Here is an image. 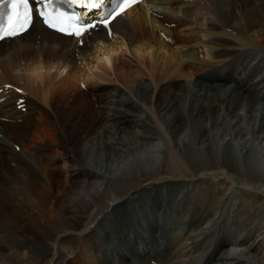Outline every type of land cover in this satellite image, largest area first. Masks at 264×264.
I'll use <instances>...</instances> for the list:
<instances>
[{"label": "bare ground", "instance_id": "bare-ground-1", "mask_svg": "<svg viewBox=\"0 0 264 264\" xmlns=\"http://www.w3.org/2000/svg\"><path fill=\"white\" fill-rule=\"evenodd\" d=\"M112 29L109 35L96 25L81 36H68L34 20L26 32L0 41V86L25 90L13 96V104L11 95L0 103V133L8 140L2 144L0 139V264H104L102 246L112 243L101 240L98 225L100 220L119 225L115 207L131 206L137 215L147 207L152 213L147 216L162 223L167 220L163 208L154 209L152 197L176 185L178 194L187 190L185 198L193 200L198 182L210 174H224L235 186L229 187L233 197L258 189L264 193V102L258 98L264 93V0H144L116 16ZM237 53L243 61L235 65L230 81L216 83L208 95L193 92L200 78L223 79L216 77ZM253 66L257 69L251 75ZM67 82L88 94L90 103L85 93L68 92ZM234 83L245 90L231 88L227 99L215 97L216 89ZM20 96H25L23 112L16 106ZM84 105L90 125L105 124L98 131L76 120ZM121 118L131 126L149 125L138 131L115 127L112 123ZM72 119L74 132L85 138L72 139L74 132L67 129ZM189 144L197 154L195 165L185 155ZM14 145L21 153L12 150ZM226 146L234 158L224 155ZM241 155L258 157L259 179L254 176L258 170L245 172L237 159ZM95 156L103 162L94 163ZM143 157V167L132 172L128 161ZM200 198L205 209L189 198L192 214L181 208V221L165 223L170 247L161 263L201 264L214 248L209 264H264V240L258 241L264 213L254 224L257 233L247 226V237L242 230L232 235L234 226L228 225L231 234L213 247L216 228L228 224L230 202ZM126 228L119 230L130 239L140 230L138 238H149L143 225ZM158 230L154 235L162 240ZM10 236L19 248L12 247ZM142 245L139 255L147 253ZM151 254L145 261L127 254L115 261L154 264L157 253Z\"/></svg>", "mask_w": 264, "mask_h": 264}, {"label": "rangeland", "instance_id": "rangeland-1", "mask_svg": "<svg viewBox=\"0 0 264 264\" xmlns=\"http://www.w3.org/2000/svg\"><path fill=\"white\" fill-rule=\"evenodd\" d=\"M226 1V0H225ZM229 1H231V0H229ZM226 3V2H225ZM227 4V3H226ZM228 8H230V6H228ZM170 25L171 26H175L174 25V22H170ZM243 49V48H242ZM244 50V49H243ZM236 55V56H235ZM233 57H232V59H231V62H233V64L230 62L229 64V66H226V68H224L223 69V71L222 72H220L219 73V76L217 75V77L216 78H218V77H220V76H222V77H224L223 79L221 78V80L219 79V80H216L215 81V83H213V81L212 80H210L209 78H200V79H198L197 80V82H196V84L192 87V90H193V92L195 91H201V92H206L207 93V95H208V90H209V88L210 87H215V84L216 83H218V84H222L223 83V80H225V79H228V81H230L231 79H229V77H230V75L233 73V71H235V65H237L238 63H242V61H243V59H241V61H240V59H238V57L237 56H242V54H235ZM235 57V58H234ZM240 61H238V60ZM93 62V67H97V65H96V63H97V59H93L92 60ZM235 61H236V63H235ZM238 62V63H237ZM232 64V65H231ZM92 65V64H91ZM99 65V64H98ZM246 65V64H245ZM240 68H241V66H240ZM97 69H98V67H97ZM253 69H254V71L252 70H250L249 72H250V74L252 75L253 74V72L255 73V71H256V69H257V67L256 66H253ZM227 71V73H229V74H225L224 73V71ZM249 74V75H250ZM229 75V76H228ZM250 75V76H251ZM226 77V78H225ZM247 77V76H246ZM231 78V77H230ZM248 78V77H247ZM89 81H91V85H92V82L94 81V78H92V80H89ZM209 81V82H208ZM77 83V82H76ZM82 85V84H81ZM65 87L68 89V92H70L71 94H75L76 92H77V94L78 93H85V92H80V89H79V87H78V89H79V91H77V88H76V90L74 89V85H71V84H69L68 82H67V84L65 85ZM77 87V86H76ZM82 88V87H81ZM228 89V90H226V91H224V92H222L223 91V89ZM222 88H218V89H216L215 90V92H214V94H216V96L215 97H220V95H224V97H225V99H227L226 98V96H225V92H227V93H232L233 91H231L230 89L231 88H237L236 90H238L239 92H242L243 90H245V86H242V85H238V84H235L234 83V85L232 84V86L231 87H228V88H225V86L224 87H222ZM250 88L251 89H254V86L253 85H251L250 86ZM197 89V90H196ZM221 89V90H220ZM14 90V91H13ZM84 90H87V88H85ZM220 90V91H219ZM58 90H57V92H56V96L58 97L59 95H58ZM8 93H11L10 95L12 96V98H11V101L13 100L14 101V97H15V95L16 94H18L17 93V91L15 90V88H12L10 91L9 90H7L6 91V89H3V87L2 86H0V101L2 100V98L5 96V94L7 95ZM220 94V95H219ZM264 93H261L259 96H258V98L259 99H261V100H263V102H264V95H263ZM83 95H85V98H86V102H89L90 103V101H88V100H90V98H89V96H88V94H83ZM218 95V96H217ZM14 96V97H13ZM88 96V97H87ZM209 96H211V95H209ZM191 97H193V94L192 95H190L189 97H188V101H189V99L191 98ZM251 97V96H250ZM257 98V97H256ZM254 99V98H253ZM255 101L257 100V99H254ZM253 100V102H255ZM13 101H12V104H13ZM25 107H26V105H25ZM72 107L74 108V106L72 105ZM86 107V108H85ZM251 106H250V108H248V111L249 110H251ZM18 109H20V108H18ZM231 109L232 108H229V109H227V111H231ZM24 111L25 109H21V111ZM22 111V112H23ZM26 111V110H25ZM51 111V110H50ZM90 112H89V110L87 109V106L86 105H84V109H83V112H80L79 113V117L76 119V120H78V119H82V121L84 122V124L85 125H87V127L88 128H90L91 130L92 129H94L95 128V131H98V130H96L99 126L101 127V126H103V125H105V124H103L102 123V121L100 122V123H98V122H94L92 125H90V122H91V120H90ZM81 116V117H80ZM83 117V118H82ZM88 117V118H87ZM54 118H55V115H54ZM3 119V117H1L0 116V120H2ZM75 119L73 120H71L69 123H68V125H67V129L68 130H70V131H72V132H74V123H72V122H74L75 121ZM88 119V120H87ZM90 120V121H89ZM8 121H10V119H8ZM86 122V123H85ZM115 122V121H114ZM112 123V124H115V127H121V128H123L124 127V125L127 127V128H125V129H131L132 131H138V130H144V129H146V127L149 125H146V124H144V123H142V124H139V125H141V126H139V125H133L132 124V126L131 125H128V123H126L124 120H122V118L121 119H119V120H116V123ZM219 124H221V121H219L218 122ZM95 124V125H94ZM90 125V126H89ZM120 125V126H119ZM107 126H111L110 124H108ZM131 127V128H130ZM73 129V130H72ZM191 131L193 132L194 131V129L193 128H191ZM198 135V137H199V135L200 134H197ZM81 136H83V138H85L84 137V135H83V133H80V134H77L76 132H74V134H73V137H72V139L73 140H75L76 138H78V137H81ZM139 138H143V137H139ZM0 139H4L3 140V142H1L2 144H4L5 143V140H6V142H8V140L6 139V138H4L3 137V134H1L0 133ZM117 146V144H115L114 145V147H116ZM192 145H188L187 147H186V149H185V155H186V157L190 160V162H191V164L192 165H195V161H194V158H196L197 157V154H195L194 152V148L193 147H191ZM227 147V148H226ZM225 148H224V150L225 151H227V153L226 154H224V155H228V156H226L227 158H234V157H232L233 156V154L231 153V152H229L230 151V147L229 146H226ZM216 149V148H215ZM12 150H14V151H16L17 153H21L20 151H19V148L16 146V145H14V147L12 146ZM197 151V150H196ZM263 157H264V155H263ZM102 158V159H101ZM242 159V161H241V159ZM258 157L257 156H255V160H252L251 159V157L249 158V156L247 157V155H241L240 157H238L237 159H240V162H239V164L242 166V168L243 169H245V172L246 173H251L253 170H258V171H256L255 173H254V176L256 177V179H259L260 178V171H259V169H258V163H257V161H256V159H257ZM226 159V158H225ZM104 160H105V158H104ZM98 162H103V157H101V156H98V157H96L95 156V158H94V163H98ZM146 162V159H145V157H143L142 159H140V160H138V159H135V160H132V159H130L129 161H128V164L130 165V168L132 169L131 171L132 172H135V173H138V169L139 168H141V167H143V165H144V163ZM149 164V163H148ZM146 165H147V163H146ZM157 167V166H156ZM156 167H155V169H156ZM253 168V169H252ZM213 175V176H212ZM224 177H226L224 174H210V176H208V177H206V178H204V179H202V181L200 180L199 182H198V187H197V191H198V193L195 195V196H197L196 198H195V196H194V199L193 200H195V199H197L196 201V204L195 205H197V206H200V207H203L204 209H205V207H204V205L203 204H201V199L202 198H200V197H204V196H206V197H216L217 198V200H218V202H222V205L225 203V202H230V207L227 209V212H226V215H227V220H229V221H227V223L228 224H226L225 222H221L220 223V225L216 228L217 230V234H215V237H214V246L213 247H215L217 244H219V245H221L222 243H221V241H223L224 240V238L227 236V235H229V234H231V232H232V235H237L238 234V232H241V230H242V232H243V236H245V237H247V233L249 232V229H251L254 233L256 232L257 233V231H258V226L257 225H254V224H256V219L257 218H260L261 217V215H262V213H264V193H262V192H260V189H258L257 190V192L258 193H256L255 191H244V192H242V193H239V194H237V195H235L234 197H233V192L229 189V187H235L234 185H231L228 181H227V179L226 178H224ZM256 184H260V181H258L257 182V180H256ZM172 187V188H171ZM173 188H175V189H173ZM177 188H178V186L176 187V185H170V186H168V188L167 189H169V191L167 190H163V191H160V192H158L157 193V195L156 196H158L157 198L156 197H152L153 199H152V202L154 203L153 204V208L154 209H156V208H158V207H161V208H163L162 209V214L164 215V218H166L167 220H165L164 222H162V223H166V222H168V220L169 219H172L173 218V220H175L176 221V223H177V221H181V219L180 218H178L177 217V215L180 213V212H184V210H189V214L191 215L192 214V211H191V206H190V201H188L187 202V200H190L191 199V197H186L185 198V196L187 195V190H183L185 193L183 194V193H181V194H183L182 196H181V194H178L177 192ZM173 190V191H171V190ZM179 189V188H178ZM168 193V194H167ZM176 193H177V196H176V198L179 200H177L176 198H175V195H176ZM172 195V196H171ZM203 195V196H202ZM217 195V196H216ZM178 196H181V198H179ZM190 198V199H189ZM223 198V199H222ZM159 199H161V200H159ZM183 199H184V201H183ZM154 200H156L155 202H154ZM176 200H177V202H179V203H177L176 202ZM192 200V199H191ZM193 200H192V202H193ZM161 201V202H160ZM181 201H182V203H181ZM145 202V201H144ZM185 202V204L187 205V206H185V207H187V208H185V207H181V206H183L182 204ZM220 202V203H221ZM177 203V204H176ZM198 203V204H197ZM141 203H139V206L138 207H140L141 205H140ZM161 204H163V205H161ZM180 206H179V205ZM149 205V204H148ZM147 205V206H148ZM165 205V206H164ZM165 208H164V207ZM193 206V205H192ZM118 207V208H117ZM117 207H115V209H114V211H113V213H114V215H116L117 216V218H116V224L118 225V226H116V225H113V224H110L107 220H100V225H98V228H99V230L101 229V232H100V238H101V240L103 239L104 241H110L111 243H112V247H110L109 245L108 246H106L105 244L102 246V250H103V254H102V259H103V262H104V264L106 263V264H119L118 262H116L115 261V259H117V257L118 256H121V255H124V254H127L129 257H131L132 256V258L134 257V258H136V257H139L142 261L144 260L145 261V257L146 256H148V255H152L151 254V251H152V253L153 252H155V254H156V256H152L153 258L152 259H154L155 261H158V258H160V260L158 261V262H160V263H158V264H162L163 262V260L165 259V257H166V253H167V249H169V247H170V242H168V241H170L169 240V238H170V227L168 228V224H162L159 220H157V219H155V218H153L152 216H147V214H150L151 212H149V213H147V211H145L146 210V208L147 207H140L139 209V215H137L136 213H135V211H133V209H132V207L131 206H126L125 204H122V205H120V206H117ZM173 207H175V208H173ZM178 207H180V208H178ZM145 210H144V209ZM148 208H149V206H148ZM177 208V209H176ZM181 208H182V211H180L181 210ZM123 209V210H122ZM202 209V208H201ZM203 209V210H204ZM149 210H150V208H149ZM170 211V212H168V211ZM178 211H180V212H178ZM198 211V210H197ZM107 213H111V210H110V212H108V211H106ZM146 212V213H145ZM177 212H178V214H177ZM199 212H201V211H199ZM172 213H175V214H172ZM112 214V213H111ZM136 214V215H135ZM152 214V213H151ZM166 215H167V217H166ZM168 215H169V217H168ZM180 215V214H179ZM142 216V217H141ZM139 217V218H138ZM145 218V219H144ZM175 218V219H174ZM178 218V219H177ZM229 218V219H228ZM140 219V220H139ZM118 220V221H117ZM145 220H147V221H145ZM141 221V222H140ZM263 221H264V219H263ZM252 222V223H251ZM104 223V224H103ZM140 223V224H139ZM147 223V224H146ZM149 223V224H148ZM193 223V222H192ZM153 224V225H152ZM160 224V225H159ZM245 224V225H244ZM141 225H143V229H145V230H142V232L144 231V233L146 234V235H148L149 236V238L146 240V239H141V238H138L139 236L137 235L139 232H137V234L136 235H134V239L135 240H142V241H139V242H136V241H134V239L132 240V239H130L127 235H125V234H123V232L122 231H120L119 229H120V227H127L125 230H128V229H132V230H134L135 228H138V229H142L141 228ZM150 225V226H149ZM174 225V224H173ZM228 225L229 226H234L231 230H233V231H229L228 229H227V227H228ZM102 226V227H101ZM106 226V227H105ZM110 226V227H109ZM147 226H149V227H147ZM164 226V227H163ZM236 226L238 227V226H240L241 228H240V230L239 229H237L236 228ZM247 226L249 227V229H247ZM131 227V228H130ZM135 227V228H134ZM144 227H147V228H149L148 230H147V228H144ZM171 227H172V224H171ZM155 228H156V230H155ZM164 228V229H163ZM221 228V229H220ZM116 229V230H115ZM151 229V230H150ZM158 229H160V230H158ZM246 231H245V230ZM254 229V230H253ZM105 230V231H104ZM114 230V231H113ZM119 230V231H118ZM152 230H154V231H152ZM161 231V234H163V239L162 240H160L161 238H159V237H157L156 235H154L155 234V232L156 231ZM214 230V229H213ZM237 230H238V232H237ZM256 230V231H255ZM116 231L117 232H121L120 234L118 233H116ZM145 231H147V233L145 232ZM165 231V232H164ZM248 231V232H247ZM153 232V233H152ZM224 232V233H223ZM117 235H116V234ZM164 233H166L165 235H164ZM235 233V234H234ZM253 233V234H254ZM121 234H123L122 236H121ZM105 237H104V236ZM115 235V236H114ZM118 235L120 236V237H118ZM140 235V234H139ZM142 235V234H141ZM140 235V236H141ZM152 235H153V237H152ZM240 235V233L238 234V236ZM103 236V237H102ZM117 236V237H116ZM138 236V237H137ZM156 236V237H155ZM137 237V238H136ZM105 238H108L107 240H105ZM119 238H120V240H119ZM155 238L158 240H155ZM116 239H117V241H116ZM9 240H10V244L12 245V247H15V248H19V247H17V246H19L15 241V239L13 238V237H11L10 236V238H9ZM114 240V241H113ZM129 240V241H128ZM262 240H264V231L262 232V235L260 236V239L258 240V241H260V243L261 242H263ZM149 241H150V243H149ZM114 242H116V243H114ZM136 242V243H135ZM165 242H167V243H165ZM140 243H143V247L146 249V251H147V255L146 254H138V250H137V247H138V245H140ZM105 246V247H104ZM108 248V249H107ZM125 248V249H124ZM155 248H156V250H155ZM159 248V249H158ZM167 248V249H166ZM163 249V250H162ZM214 249V248H213ZM213 249L211 250V251H213ZM20 250L21 251H23L24 250V248L22 247V248H20ZM67 250V249H66ZM165 250V251H164ZM39 252H40V250H38ZM135 251H136V253H135ZM209 252L210 254H206L205 256H206V258L204 257V260H202V262L203 263H201V264H209V255H211V253L212 252ZM159 252V253H158ZM148 253H150V254H148ZM133 254H136L135 256L133 255ZM154 255V254H153ZM106 256V258H104ZM112 257H113V259H112ZM163 257H164V259H163ZM109 258H110V261H112L113 262V260L115 261V262H111L110 263V261H109ZM157 260H156V259ZM108 259V260H107ZM151 259V260H152ZM163 259V260H162ZM139 261H135V263L134 264H141L140 262L138 263ZM162 262V263H161ZM207 262V263H206ZM73 264H77V262H73ZM122 264H125V263H122ZM152 264V263H151Z\"/></svg>", "mask_w": 264, "mask_h": 264}, {"label": "snow or ice", "instance_id": "snow-or-ice-1", "mask_svg": "<svg viewBox=\"0 0 264 264\" xmlns=\"http://www.w3.org/2000/svg\"><path fill=\"white\" fill-rule=\"evenodd\" d=\"M53 2L54 0H37L36 8L39 15L43 17V22L50 28H55L57 22H63L62 13L57 16H52L47 13L46 10L53 7ZM72 2L76 3L77 0H72ZM103 2L104 0H92L90 6L98 8ZM134 2L135 0H121L108 15L112 16L115 13L118 16L125 11L130 3ZM0 9H2V12H0V40L6 37H16L29 29L32 23L33 11L30 0H0ZM98 23L104 24L107 27L109 20L107 17H102ZM95 27L96 25L89 24L87 28L81 27L79 30L73 29V32L76 36H81L88 28ZM58 30L64 32L65 28L60 27Z\"/></svg>", "mask_w": 264, "mask_h": 264}]
</instances>
